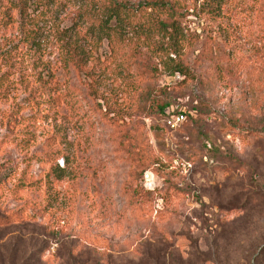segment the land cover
I'll return each mask as SVG.
<instances>
[{
    "label": "rangeland",
    "instance_id": "rangeland-1",
    "mask_svg": "<svg viewBox=\"0 0 264 264\" xmlns=\"http://www.w3.org/2000/svg\"><path fill=\"white\" fill-rule=\"evenodd\" d=\"M210 1L172 0L188 41L169 56L132 22L120 54L68 71L89 0H0V217L33 218L0 227V264H264V0Z\"/></svg>",
    "mask_w": 264,
    "mask_h": 264
},
{
    "label": "trees",
    "instance_id": "trees-1",
    "mask_svg": "<svg viewBox=\"0 0 264 264\" xmlns=\"http://www.w3.org/2000/svg\"><path fill=\"white\" fill-rule=\"evenodd\" d=\"M224 5V0L210 1L208 4L209 13L214 15L221 14ZM179 15L180 13L175 8L172 0H140L137 3L120 0H89L87 9L77 18L80 24L77 29L82 32L83 28H86V31L79 34L77 29L74 33L66 29L62 33L65 52L64 68L70 71L71 66L75 65V63L82 64L84 61L83 63L87 64L93 58H96V54L105 42L110 47L111 54H120L122 50L120 44L127 38L129 24L132 22L139 23L141 35H154L168 40L166 47L161 48H164V52L169 56L172 52H176L168 47L171 42L175 45L188 41V36L184 33L180 24ZM145 27L146 29L144 30ZM168 66L171 74H187V67L181 61H172ZM47 84L49 85L42 83V96L52 92L56 93L60 90V85L52 78L47 81ZM0 93L4 94L3 91H0ZM168 106L167 103L158 106L162 120L166 117ZM59 170L63 171L62 169ZM46 178V183H52L54 180L62 178V175L58 174L53 166L47 173ZM28 186H34V184L29 183ZM148 195L149 193L142 188L134 190L131 194L132 199L128 209L131 215H136L137 218L142 219L145 214L151 212L146 199ZM128 210L125 212L128 213ZM26 219H33L32 214L28 213V211H16L12 214L1 216L0 227L21 223ZM71 257L78 259L81 255L75 256L74 253H71ZM89 262L87 261V264ZM92 262L93 264H104V260H101L96 255ZM79 264L86 263L80 261Z\"/></svg>",
    "mask_w": 264,
    "mask_h": 264
},
{
    "label": "built area",
    "instance_id": "built-area-1",
    "mask_svg": "<svg viewBox=\"0 0 264 264\" xmlns=\"http://www.w3.org/2000/svg\"><path fill=\"white\" fill-rule=\"evenodd\" d=\"M186 120L187 117L185 111L171 107V109L167 111L163 123L169 130L176 131L186 122Z\"/></svg>",
    "mask_w": 264,
    "mask_h": 264
}]
</instances>
